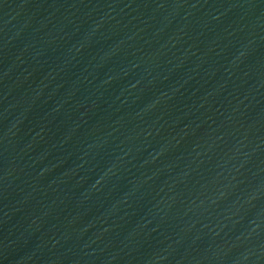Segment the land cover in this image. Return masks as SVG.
<instances>
[{
    "label": "water",
    "instance_id": "1",
    "mask_svg": "<svg viewBox=\"0 0 264 264\" xmlns=\"http://www.w3.org/2000/svg\"><path fill=\"white\" fill-rule=\"evenodd\" d=\"M0 264H264V0H0Z\"/></svg>",
    "mask_w": 264,
    "mask_h": 264
}]
</instances>
